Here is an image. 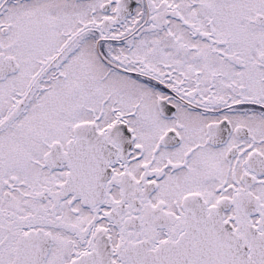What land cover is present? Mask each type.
I'll return each instance as SVG.
<instances>
[{"label":"snow or ice","instance_id":"snow-or-ice-1","mask_svg":"<svg viewBox=\"0 0 264 264\" xmlns=\"http://www.w3.org/2000/svg\"><path fill=\"white\" fill-rule=\"evenodd\" d=\"M0 264H264V0H0Z\"/></svg>","mask_w":264,"mask_h":264}]
</instances>
